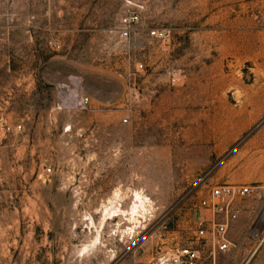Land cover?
<instances>
[{"label":"rangeland","instance_id":"1","mask_svg":"<svg viewBox=\"0 0 264 264\" xmlns=\"http://www.w3.org/2000/svg\"><path fill=\"white\" fill-rule=\"evenodd\" d=\"M69 79L89 109L52 108ZM0 115L22 126L0 141V264H151L185 244L195 264H242L264 218V0H0ZM219 183L255 185L223 251L194 233ZM135 192L149 202L133 220Z\"/></svg>","mask_w":264,"mask_h":264},{"label":"built area","instance_id":"2","mask_svg":"<svg viewBox=\"0 0 264 264\" xmlns=\"http://www.w3.org/2000/svg\"><path fill=\"white\" fill-rule=\"evenodd\" d=\"M138 14L134 9H127L118 21L117 34L120 38L126 39L136 24ZM149 37L157 40H163L168 35L165 27H153L147 31ZM144 70L141 61H134L127 69V89L133 99L138 100L136 89L133 86L134 76ZM130 80V81H129ZM75 80H67L55 86L52 108L54 110H87L90 106V97L81 91L79 86L74 83ZM127 110L130 106L126 107ZM128 116L122 117V122H126ZM22 126L21 122L16 120L11 124L0 115V141L7 135H19ZM255 185L249 183H219L211 186L207 190V195L199 200V206L208 209L210 217L205 218L201 214L196 215L194 220V233L198 239H208L211 246L216 250H226L231 242L227 238V229L229 223L236 217V210L233 205V199L251 194ZM254 241L247 252L242 264L247 261L259 248L264 240V219L260 224L253 228ZM198 258V249L190 244L174 245L169 248L160 249L153 256L151 264H195Z\"/></svg>","mask_w":264,"mask_h":264},{"label":"bare ground","instance_id":"3","mask_svg":"<svg viewBox=\"0 0 264 264\" xmlns=\"http://www.w3.org/2000/svg\"><path fill=\"white\" fill-rule=\"evenodd\" d=\"M133 203H132V206L130 208V211L129 212V215L132 216V219L133 220H136V216L141 213V210H145V205L147 202H149V200H147L146 197L142 196L139 192H135L134 193V196H133ZM107 206L104 207V209H106ZM116 212H119V213H125L126 211L125 210H122L120 208L117 209V206H113L112 208H110L107 212L106 215H110L111 213L113 214L112 217L114 216H117L115 213ZM107 219H110V218H107ZM112 219V218H111ZM264 219V218H263ZM89 220L91 222V224H94L93 220L91 217H89ZM103 226V219H101L100 223H99V227H98V230H97V236L95 237L94 240L91 241L92 244H94L95 242H98L99 241V229ZM86 249V246L82 247L80 250H79V253L82 254V252Z\"/></svg>","mask_w":264,"mask_h":264},{"label":"crops","instance_id":"4","mask_svg":"<svg viewBox=\"0 0 264 264\" xmlns=\"http://www.w3.org/2000/svg\"><path fill=\"white\" fill-rule=\"evenodd\" d=\"M16 120H17V119H16ZM16 120H15V121H16ZM19 138H20V137H19ZM17 139H18V137L14 135L11 139H7V140L9 141V143H11L12 140H13V141H14V144H16ZM7 140H6V141H7ZM6 141H4V142L2 143V145H5ZM2 145H0V147H1Z\"/></svg>","mask_w":264,"mask_h":264}]
</instances>
